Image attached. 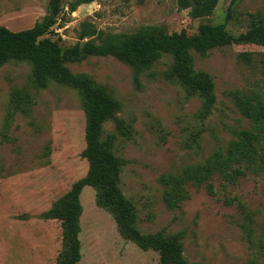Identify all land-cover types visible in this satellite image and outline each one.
Listing matches in <instances>:
<instances>
[{
	"label": "rangeland",
	"instance_id": "374dc122",
	"mask_svg": "<svg viewBox=\"0 0 264 264\" xmlns=\"http://www.w3.org/2000/svg\"><path fill=\"white\" fill-rule=\"evenodd\" d=\"M70 1L62 0L63 12L48 35L62 48L78 41L83 23L103 37H122L145 28L192 35L202 23L224 24L237 35L252 20L264 22V0H218L203 18H192L178 0H88L69 13ZM48 2L0 0V26L30 28L44 16ZM191 54L193 70L208 74L214 86L215 104L206 116L200 98L170 74L168 55L138 75L111 56H87L63 65L89 76L119 104L115 119L103 124L101 139L118 161V186L135 207L141 233L176 236L188 263L264 264L258 244L264 225V172H247L233 185H224L215 174L213 196L203 185L185 184L186 198L177 208L169 209L163 201L159 178L203 163L236 132L248 129L236 97L252 99L264 90V46L230 45L205 56ZM30 68L26 62L0 66V264L58 262L61 222L43 214L88 168L81 157L85 117L78 93L52 81L36 87ZM95 196L88 186L78 196L77 264H157L158 254L125 239Z\"/></svg>",
	"mask_w": 264,
	"mask_h": 264
},
{
	"label": "trees",
	"instance_id": "16d2710c",
	"mask_svg": "<svg viewBox=\"0 0 264 264\" xmlns=\"http://www.w3.org/2000/svg\"><path fill=\"white\" fill-rule=\"evenodd\" d=\"M217 1L178 0V4L183 9L189 8L192 18H203L212 14ZM86 2L88 0L70 1L66 7L71 13ZM234 2L231 0V4ZM61 3L62 0H49L44 16L30 28L11 31L0 26V66L10 62H26L31 66V77L36 87L45 88L52 81L75 90L85 117V146L81 157L87 162V172L43 214L45 219H58L61 222L63 249L56 264L79 262L78 235L82 208L78 196L85 186L96 191L97 206L111 214L125 239L141 250H152L158 254L157 264H206L186 262L176 236L143 234L137 229L135 207L123 197L118 186V161L109 143L101 139L103 124L115 119L119 104L102 92L89 76L74 74L63 63L79 61L87 56H111L133 67L138 75L163 55H168L172 58L170 74L200 98L202 113L206 116L215 104L214 86L208 74L193 70L191 53L205 56L217 47L241 44L264 46V22L252 20L245 32L237 35L227 31L224 24L202 23L192 35L184 30L169 34L145 28L122 37H103L101 31L89 23H83L78 41L62 48L57 39L48 36L63 12ZM90 37H95L97 42ZM20 98L24 99L23 96ZM236 107L250 122L248 129L236 132L224 148L214 151L203 163L186 166L179 174L162 175L159 178L167 208H177L186 198L183 190L185 184L203 185L207 194L213 196L215 192L211 179L215 174L224 185H233L247 172H264V90L255 93L252 99L236 97ZM258 244L264 254V225Z\"/></svg>",
	"mask_w": 264,
	"mask_h": 264
}]
</instances>
